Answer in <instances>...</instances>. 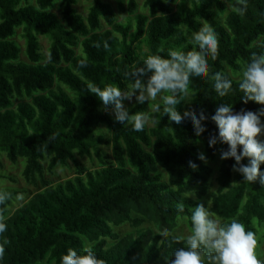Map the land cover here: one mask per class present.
I'll use <instances>...</instances> for the list:
<instances>
[{
    "label": "trees",
    "instance_id": "16d2710c",
    "mask_svg": "<svg viewBox=\"0 0 264 264\" xmlns=\"http://www.w3.org/2000/svg\"><path fill=\"white\" fill-rule=\"evenodd\" d=\"M57 1L59 17L51 11ZM89 1L84 19L75 9L78 0H0V156L13 165L23 161L22 178L32 188H43L12 214L11 199L21 192H4L0 223L6 231L0 242L7 243L0 264H60L68 249L80 252L88 245L105 264H170L173 253L186 246L171 239L178 222L184 220L191 230V209L200 204L264 239V186L244 182L233 171L234 159L221 160L217 190L207 203L212 169L197 155L202 146L213 161L228 148L209 146L210 138L218 137L212 116L219 104L232 105L234 113L264 110V105L244 103L238 77L242 62L264 53V0H247L244 15L227 9L230 0H142L140 13L141 0H117L118 11L128 15L124 23L111 4ZM205 23L218 39L209 75L219 72L233 84L221 98L210 79H191L190 98L185 96L177 110L182 116L204 114L206 131L200 136L190 122L170 123L163 106L149 114L153 128L133 131L106 114L111 106L90 93L89 82L126 91L133 82L127 73L143 66L141 56L168 58L169 49L193 50L191 34ZM18 29L29 63L20 61L21 48L12 40ZM39 37L49 39L47 56ZM147 110L144 102L128 112ZM99 126L109 132L108 140L96 133ZM258 139L264 141V135ZM102 143L110 145L113 163L99 157V168L87 171L77 158L91 157ZM68 163L76 169L73 178L56 185L45 179ZM241 163L247 165L248 158ZM179 203L185 205L183 213L177 211ZM123 225L136 232L119 236L115 228Z\"/></svg>",
    "mask_w": 264,
    "mask_h": 264
},
{
    "label": "clouds",
    "instance_id": "9594fccd",
    "mask_svg": "<svg viewBox=\"0 0 264 264\" xmlns=\"http://www.w3.org/2000/svg\"><path fill=\"white\" fill-rule=\"evenodd\" d=\"M233 9L236 13L244 15L247 11V0H237ZM191 42L193 50L187 53L169 49L168 58L159 54L141 56L143 66L127 73L133 82L128 85L126 91L111 84L101 88L92 82H89L88 89L105 107L111 106L117 122L130 125L133 131H142L149 121V116L145 112L130 115L123 101L131 100L135 96L136 101L143 104L150 100L156 101L159 97L163 102L162 114L169 118L170 123L182 125L185 121L190 122L194 126L195 134L200 136L206 131L203 125L206 119L204 114L197 116L193 111L185 112L182 116L177 110V105L188 95L191 79H210L213 81L215 93L221 98L229 95L233 81L219 72L209 75V58L214 60L218 50L217 35L212 27L205 23L199 31L192 32ZM145 75H148V79L142 82L141 77ZM238 77L244 103L252 101L264 105V53L253 54L242 62ZM152 110L161 112L160 104H154ZM262 116L264 110L259 113H234L232 105L219 104L212 116L218 127V137H211L209 146H215L217 143L227 145V150L221 151L220 159H234L233 171L239 173L244 182L252 184L259 181L264 186V173L260 171V166L264 163V141L258 139L264 135ZM172 130L169 127L168 131ZM238 148L241 149L239 152ZM198 158L206 161L202 153ZM245 158H248L247 165L241 163ZM189 166L197 168L192 162ZM4 199L6 195L0 193V202ZM176 207L179 213L185 211L183 203L177 204ZM190 221L189 234L184 237H171L174 242L183 241L186 246L173 253L175 259L170 264H264L256 254L255 233L247 231L245 225L237 219L226 222L217 217L209 207L200 204L191 209ZM5 231L6 224L0 223V235ZM169 236L168 232L162 234L166 239H169ZM6 243V240L0 242V256L4 253ZM60 264H105V261L99 259L93 247L88 245L80 252L68 249L67 254L60 257Z\"/></svg>",
    "mask_w": 264,
    "mask_h": 264
},
{
    "label": "rangeland",
    "instance_id": "374dc122",
    "mask_svg": "<svg viewBox=\"0 0 264 264\" xmlns=\"http://www.w3.org/2000/svg\"><path fill=\"white\" fill-rule=\"evenodd\" d=\"M105 2L109 3L112 5L114 8L118 22L124 23L126 22L127 19V14L125 13H120L118 11V6H117V0H104ZM237 3V0H230L226 1V6L229 11L234 10L233 5ZM91 6V1L89 0H78L77 5L75 6V9L79 14L82 15V17L85 19L88 13V10ZM138 6H139V13L142 11L141 6H142V0L138 1ZM53 13H55L58 17L60 16L61 12V6H60V1H57L54 5V8L51 10ZM146 13V12H143ZM105 29H107L106 26H104ZM15 41L21 48V54H20V61L29 63L27 60V57L24 53V40L21 37V30L18 29L16 31L15 37L12 39ZM39 43L41 46V52L44 56H47V50L49 47V39L46 37H39ZM139 92L137 91V95ZM190 98L189 95H186V100ZM19 101L15 100L14 104L16 105ZM138 102L135 99V96L131 100H124L123 104L126 110H128L130 107L133 105L137 104ZM148 105V110L147 114L155 113L152 109L154 104H160V107L163 106L162 100L158 97L156 101H146ZM106 114L110 115L111 117H114L113 110H106ZM147 128H153L155 126V121L152 120L149 116V121L145 125ZM96 133L101 134L105 137V140H108L110 134L109 132L105 129L104 126H99L96 128ZM204 154V150L202 146H198V151L197 155L199 154ZM99 157H101L104 161L107 163H113L112 155H111V147L110 145L106 143H102L98 145L95 149L92 150L91 157H84V158H77L79 163L82 165L83 168H85L87 171H92L94 169L99 168ZM0 161L2 166L0 167V175L4 176V179H0V193H4L7 190H12L16 192H21V194L18 197H13L11 199V205L8 207V210L10 211V214L14 212V210L24 203H26L29 198L34 195L35 193L42 191V187L39 186L37 188H32L29 186L25 180L22 178L21 173L23 170V161L18 162L16 165L11 164L6 156L2 154L0 156ZM206 165L211 167L212 169V174L210 178V184L208 188V193L206 196V202L208 203L210 201V198L212 195L215 194L217 190V177H218V170L219 166L221 163V159L217 157L215 160H207L203 161ZM76 169L72 163H68V165L64 168H56L54 171V174H45V179L51 184V185H56L58 183H62L63 181L67 179H71L75 176ZM2 219V215L0 212V220ZM151 227L150 225H144L143 228ZM116 233H118L119 236H124L126 234L136 232L133 228H131L128 225H123L121 227L115 228ZM190 233V230L188 228L187 223L183 221L178 222V227L174 231L175 236H180L184 237L187 234ZM259 234V233H258ZM258 236V235H257ZM261 238V239H260ZM257 246H256V254L258 259L262 260L264 259V239L259 236L257 237ZM110 243V242H109Z\"/></svg>",
    "mask_w": 264,
    "mask_h": 264
}]
</instances>
